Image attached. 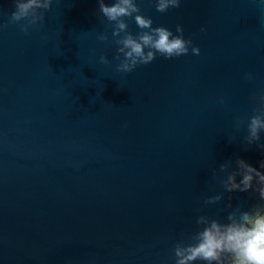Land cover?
<instances>
[{"label":"water","instance_id":"1","mask_svg":"<svg viewBox=\"0 0 264 264\" xmlns=\"http://www.w3.org/2000/svg\"><path fill=\"white\" fill-rule=\"evenodd\" d=\"M137 2L153 27L181 25L200 55L117 72L98 0H53L27 34L9 23L14 0H0V264H174L199 216L224 223L261 203L226 192L219 167L239 158L264 172V132L245 141L264 91V0L164 13Z\"/></svg>","mask_w":264,"mask_h":264},{"label":"clouds","instance_id":"2","mask_svg":"<svg viewBox=\"0 0 264 264\" xmlns=\"http://www.w3.org/2000/svg\"><path fill=\"white\" fill-rule=\"evenodd\" d=\"M53 0H14L15 10L11 13L9 23L18 24L20 31L27 34L29 28L36 27L44 21L45 12L51 8ZM182 0H154L156 11L164 13L169 9L179 8ZM99 12L111 24L112 43L116 46L113 57L116 71L131 73L140 65H148L157 55L165 59L185 56L191 52L200 55L199 47L193 46L191 39L184 38V29L176 26V34L164 26L153 27L151 17L142 13L137 0H98ZM134 20L138 32L129 30L128 20ZM25 21V23H20ZM7 27L0 25V30ZM201 31H204L202 28ZM97 39L108 42L106 33H100ZM100 63L110 64L107 56H100ZM245 80H253L254 75L244 73ZM258 107L253 109V115L248 118V135L245 141L248 145L258 142L261 132H264V91L253 97ZM220 103L224 101L221 98ZM244 124L237 121V128ZM264 150V144H258ZM236 169L229 171L230 163L221 164L220 172L226 173L221 181L226 192L258 193V205H253L247 211L236 207L222 223L207 215L198 217L197 230L183 236L173 244L174 264H264V172L253 167L243 159L236 160ZM264 169V161L260 162ZM241 177L237 182V177ZM223 199V194L207 197L203 203L214 205ZM231 208V205H227Z\"/></svg>","mask_w":264,"mask_h":264}]
</instances>
